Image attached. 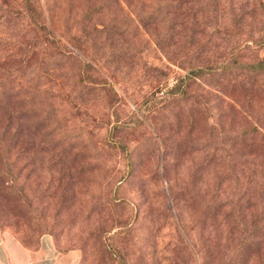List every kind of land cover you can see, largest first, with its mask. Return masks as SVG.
Returning a JSON list of instances; mask_svg holds the SVG:
<instances>
[{"label":"rangeland","instance_id":"rangeland-1","mask_svg":"<svg viewBox=\"0 0 264 264\" xmlns=\"http://www.w3.org/2000/svg\"><path fill=\"white\" fill-rule=\"evenodd\" d=\"M170 1L35 0L45 26L6 25L1 232L78 264H264V76L247 104L240 69L264 56V0Z\"/></svg>","mask_w":264,"mask_h":264},{"label":"trees","instance_id":"trees-1","mask_svg":"<svg viewBox=\"0 0 264 264\" xmlns=\"http://www.w3.org/2000/svg\"><path fill=\"white\" fill-rule=\"evenodd\" d=\"M22 1H23V4H22L23 10H20L19 8H15V7H10V6L5 5L3 2L0 1V27H1L0 28V44L4 43V44H6L8 46H11V45L15 46V45L19 44L17 39L16 40H11L12 36H11L10 33L8 34V31H7V28H6L7 27L6 25L10 21L17 20V18H19V17H21V19H24L23 17L26 16L28 19H32L33 20L32 24H35L38 27H41L42 25L45 26V23L44 24L43 23H39L37 21V17L35 16L34 7H33V4H34L35 0H22ZM87 1H90V0H87ZM93 1H96V0H93ZM93 1L91 0V2H93ZM171 1H173V2H171ZM171 1H170L171 3L169 2L168 4H166L167 6H169L168 9L165 10L166 13H170L171 12V14H172V12H176V11H178L180 9H182V10H184V9L187 10L188 9L189 10V8H190L189 6L188 7H184V5L186 3L184 0H171ZM189 3H190V1H189ZM3 6H5V7L1 8ZM179 13H180V15H182L184 12H179ZM171 14H170V16H169V18L167 20L168 22L171 23V25H173V24H180L181 25L182 23H184L186 21V19L183 20V18L181 16V20H183L184 22H181V20H180V23H179L178 20L175 17H171ZM88 23H89L88 25H92L91 22H88ZM48 31H50V30L48 29ZM50 34H51V32H50ZM50 36L53 37V35H50ZM73 39H74V36L69 37V40H73ZM240 69H242V71L248 72L249 73V77L252 79L251 80L252 83H250V82L247 83L248 86L245 88L246 93L243 95L245 97V99H246V103L248 104L251 101L252 95L255 93L256 89L260 86V85H258V79L261 76H264V56L261 57V58H258L257 60H255L252 63H241L240 64ZM242 71L240 72V75H242ZM242 85H243V83L241 84V86ZM216 90L220 91V89H215L214 91L217 92ZM241 102H245V100L241 101ZM219 103L221 104L222 102L219 101ZM247 104H246V106H247ZM235 106L240 108V100L235 99ZM228 108L230 109L231 106L228 105ZM250 132H251L253 138H258L259 146L262 149H264V119L261 122H256L255 121L254 124L251 127ZM216 206H217V209L219 210L221 207L225 206V203H222V204L216 205ZM235 208L237 209V211L239 210V208L236 207V202H235ZM217 209L215 211L218 212ZM215 211H214V213H215ZM228 214L220 215L221 216L220 223L223 225V227L225 229H227V225L225 224L224 221H225V217H227ZM244 240L245 239H242L241 242L244 241Z\"/></svg>","mask_w":264,"mask_h":264},{"label":"crops","instance_id":"crops-1","mask_svg":"<svg viewBox=\"0 0 264 264\" xmlns=\"http://www.w3.org/2000/svg\"><path fill=\"white\" fill-rule=\"evenodd\" d=\"M76 250L59 252L48 235L39 238L35 249L21 245L0 231V264H78Z\"/></svg>","mask_w":264,"mask_h":264}]
</instances>
